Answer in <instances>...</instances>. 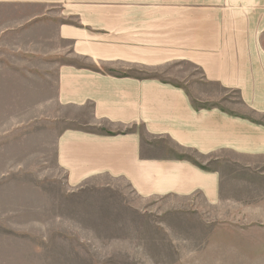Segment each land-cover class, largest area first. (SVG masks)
I'll return each instance as SVG.
<instances>
[{"label":"crops","instance_id":"obj_1","mask_svg":"<svg viewBox=\"0 0 264 264\" xmlns=\"http://www.w3.org/2000/svg\"><path fill=\"white\" fill-rule=\"evenodd\" d=\"M56 6L96 16L69 13L85 25L78 28L56 18ZM209 6L219 7L203 14L197 41L164 57L157 44L124 43L162 36L125 25L147 24L145 11L99 15L98 4L83 0H0V165L21 166L19 156L33 162L36 30L58 23L57 37L72 41V57L85 60L65 57L57 64V110L46 115L56 164L68 184L119 179L140 197L200 194L218 204L221 167L264 156V0ZM107 23L123 25L114 34L86 26ZM100 30L107 33H94ZM115 38L122 42L104 43ZM179 61L198 69L204 84L236 90L238 99L195 94L186 79L161 72Z\"/></svg>","mask_w":264,"mask_h":264},{"label":"rangeland","instance_id":"obj_2","mask_svg":"<svg viewBox=\"0 0 264 264\" xmlns=\"http://www.w3.org/2000/svg\"><path fill=\"white\" fill-rule=\"evenodd\" d=\"M83 2L98 4L99 15H118L124 9L137 15L145 11L147 24L125 25H131L132 31H158L162 36L125 39L124 43L157 44L166 57L172 48L197 41L203 14L219 7L209 5L229 0ZM128 2L143 6L123 7ZM66 9L56 6L52 11L62 16L56 15L62 23L78 28L85 25L69 13L96 16L85 8ZM122 25L86 26L108 27V33L114 34ZM47 26L36 30L33 162L31 156H19L21 166L0 165V264H264V156L221 167L222 193L216 205L205 202L200 194L186 199L140 197L119 179L92 178L78 187L68 184L64 170L56 164L46 115L51 117L57 110L53 103L57 64L65 57L72 63L85 60L72 57V41L57 37L58 23ZM187 34L195 38H186ZM114 40L122 42L115 38L104 43ZM161 69L182 82L186 79L195 94L238 99L236 90L201 82L200 71L191 63L170 62ZM10 154L3 151L2 156Z\"/></svg>","mask_w":264,"mask_h":264}]
</instances>
